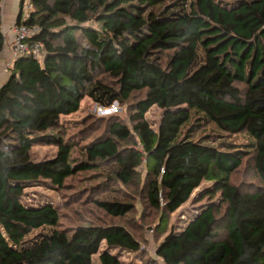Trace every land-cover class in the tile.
<instances>
[{
	"label": "trees",
	"instance_id": "trees-1",
	"mask_svg": "<svg viewBox=\"0 0 264 264\" xmlns=\"http://www.w3.org/2000/svg\"><path fill=\"white\" fill-rule=\"evenodd\" d=\"M30 2L16 24L38 28L27 42L43 56L15 60L0 87V264H95L96 254L123 264L124 252L149 264H264V0ZM86 98L126 113L88 114L71 134L62 118ZM154 105L165 110L158 131L146 117ZM194 120L249 141L195 140ZM37 145L56 155L33 160ZM80 174L99 182L67 204L98 221L64 227L59 206L24 199ZM205 180L193 218L167 233ZM138 212L164 235L154 256Z\"/></svg>",
	"mask_w": 264,
	"mask_h": 264
},
{
	"label": "rangeland",
	"instance_id": "rangeland-1",
	"mask_svg": "<svg viewBox=\"0 0 264 264\" xmlns=\"http://www.w3.org/2000/svg\"><path fill=\"white\" fill-rule=\"evenodd\" d=\"M224 1H232V0H224ZM140 96L141 95H138L135 98V100ZM117 106L120 108L119 112L122 115H124L126 113V106L121 107L118 103ZM101 108H102L101 106L94 103L92 100L86 98L82 102L81 109L79 111L71 115H64L62 119L64 122L67 123L68 126L72 127L70 133L73 134L74 132L78 131L79 126H81L82 120L86 115L88 114L100 115V113H98V110H100ZM164 112L165 110L163 108L154 105L146 114V117L150 125L155 131L159 130V126L162 121ZM194 122L200 124L199 127H197V129L195 130L193 139L199 140L205 135L214 136V137L206 136V138L201 140L203 143L217 146L225 150H233L235 147L220 146V143L230 142L235 144V143H245L249 141L247 134L244 132L240 134H230L217 128L214 124L210 122L203 123V121H199V120H194ZM187 125L183 127H186ZM184 129L186 130V128H183V132ZM57 149L58 148L56 145H37L33 149L32 158L35 161H42L45 159L53 158L56 155ZM88 175H92V174H80L78 177L76 176L74 178L68 179L67 186L63 190L52 187L51 185H40L37 187L29 188L26 190L27 192L24 199L27 203L33 205H40L51 202L59 206L62 212L61 225L64 227L76 224L77 222L90 217H94V219L98 221L100 219L98 214L92 215L91 212H86V211L80 212L78 210H83L80 206L77 205L71 206L70 204H67L70 194L80 190L81 188L90 186L94 182H99L98 178L92 180L90 178H87L86 176ZM241 177L242 174L240 173L237 176V178L240 179ZM211 186H212V181L205 180L202 183V185L194 191L191 198L186 203H184L178 210H176L173 214L170 215L168 227H167V233L172 228L181 230L187 224V222L191 218H193L194 214L198 211L197 209L199 205L201 204L196 200L199 198V195L202 191H204L205 189ZM133 199L136 200L135 202L137 203V207L139 208V212H140L143 209V204H141V202L138 201L136 197H133ZM204 201L206 202L207 199H205ZM139 212L136 215V218L140 223H143L145 225L144 227L145 238L148 240L145 245V249L149 252L151 256H154L155 248L158 242L163 239L164 235L158 238L156 233H153L152 231L153 230L152 228H154L155 225L148 226L149 225L148 223H144L140 217ZM101 215L103 216V218H105V220L108 219L107 217L104 216V214L101 213ZM129 218H132V216ZM147 221L149 220H146L145 222ZM41 229L34 231L33 234L38 231H41ZM103 249H104V245L101 246L100 251H103ZM114 252L117 253L116 251ZM122 256H123L122 257L123 264H149L144 258H142L141 254L135 255L132 253L124 252ZM94 260H95V264H99L98 254L94 256Z\"/></svg>",
	"mask_w": 264,
	"mask_h": 264
},
{
	"label": "crops",
	"instance_id": "crops-1",
	"mask_svg": "<svg viewBox=\"0 0 264 264\" xmlns=\"http://www.w3.org/2000/svg\"><path fill=\"white\" fill-rule=\"evenodd\" d=\"M27 0H24L23 7L21 8V0H3L2 4V31L5 36V44L0 54V87L6 82L9 76V68L12 65L11 58V41L13 38L10 28L16 24L17 18L20 15V11L24 17L28 16L30 11L26 12L25 4ZM31 1V0H30ZM31 4V2H30Z\"/></svg>",
	"mask_w": 264,
	"mask_h": 264
},
{
	"label": "built area",
	"instance_id": "built-area-1",
	"mask_svg": "<svg viewBox=\"0 0 264 264\" xmlns=\"http://www.w3.org/2000/svg\"><path fill=\"white\" fill-rule=\"evenodd\" d=\"M25 8H26V12L32 9L30 0L26 1ZM37 30L38 28L36 27L31 28L24 24H20V25L14 24L10 28V31L12 32V35H13L11 46H10L12 62L30 53L34 54L37 58H41L43 56L41 42L38 41V42H35L34 44H29L27 42V39L33 34H35ZM119 110L120 108L117 106V103H115L111 107H106V108L102 107L100 110H98V113H100L101 115H106V114L117 112Z\"/></svg>",
	"mask_w": 264,
	"mask_h": 264
}]
</instances>
